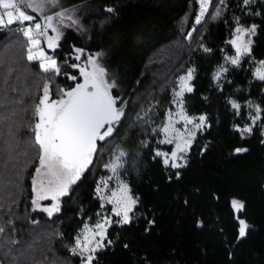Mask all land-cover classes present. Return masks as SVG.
Here are the masks:
<instances>
[{"label":"trees","instance_id":"1","mask_svg":"<svg viewBox=\"0 0 264 264\" xmlns=\"http://www.w3.org/2000/svg\"><path fill=\"white\" fill-rule=\"evenodd\" d=\"M65 8L88 36L85 43L66 29L53 53L66 88L72 84L68 76L77 74L70 59L74 49L99 53L118 23L144 9L161 10L149 18L125 89L113 91L122 96L123 116L112 135L97 142L92 163L52 216L32 203L31 178L39 165L32 126L44 85L57 94L48 83L56 74L27 59V39L17 26L0 29V264H82L72 248L82 227L100 218L96 187L117 148L126 155L116 175L137 203L129 223L114 221L108 228L93 264H264V111L251 133L237 131L251 125L255 111L249 102L264 110V82L255 74L264 62V0L247 7L242 0H212L199 25L194 24L196 0H70ZM237 18L256 31L250 53L232 65L225 57L235 56L229 40ZM132 43L130 35L122 36L123 49ZM221 66L228 71L217 81ZM189 69H195L193 90L183 95V107L188 116L206 117L205 125L184 166L165 167L156 152L170 147L159 142L160 129L173 110L176 79ZM230 100L240 104L239 113ZM233 201L243 207L236 211ZM240 219L248 225L243 237Z\"/></svg>","mask_w":264,"mask_h":264},{"label":"snow or ice","instance_id":"2","mask_svg":"<svg viewBox=\"0 0 264 264\" xmlns=\"http://www.w3.org/2000/svg\"><path fill=\"white\" fill-rule=\"evenodd\" d=\"M221 4L224 0H219ZM253 0H242L244 7L249 6ZM59 0H0V29L17 25L22 35L27 39L29 47L27 48V59L29 61L39 60L40 69L47 73L53 72L59 75L61 72L57 59L50 56L41 47L42 41L46 43L47 48L53 52L58 47V41L61 35V27L70 22L71 25H77L78 19L74 18L71 11H57L54 14L43 15L44 23L37 22V17L29 14L30 12L45 13L51 7H57ZM198 11L194 18V24L199 25L208 14L212 7V0H196ZM108 12L114 9L108 8ZM221 14L219 8L215 9L214 17ZM213 17V18H214ZM195 27L188 33L187 39L192 38V32ZM49 31L55 33V36L48 35ZM256 26L244 27L240 25L239 18L236 21V27L233 32V39L229 43L235 48V56L225 57L226 63L239 65L240 57L249 54L251 51L250 37L255 34ZM245 37H249L245 39ZM208 51V49H205ZM77 61L82 56H86V62L81 64H73L80 77L83 78L82 83L75 84L71 89H58L60 93L57 99L50 98L48 84L43 87V95L36 103L33 109L35 117L33 130V143L38 151V163L36 175H43L47 181L40 182V188L37 189V181L33 179V192L36 198L32 203L36 209L46 212L49 216L58 212L59 197L67 195L71 184L80 179L84 170L92 163L93 156L97 150V141H103L110 137L115 130L116 123L123 116V109L117 107L119 98L112 95V89L115 87L114 81L107 79V73L99 62V54L97 56L87 55L83 49H74ZM264 65V62H261ZM195 69H189L185 75L178 79L177 90L174 91V103L178 106L175 113L178 120L173 121V113L167 114V121L160 131L164 135V139L160 143L172 144L175 142V150L169 152L157 151L156 156L162 157L165 167L180 168L183 167L185 153L191 146L194 137L193 129L201 128L206 117L188 116L183 107L184 93L191 92L193 89L190 81L193 79ZM228 69L221 66L214 75L215 80H220L222 74ZM256 77L264 81V71L257 70ZM70 80L77 79L74 75H69ZM231 107L239 113L240 104L236 101H229ZM249 107H254L255 114L251 116V125L244 128H237V131L251 133L252 126L256 121L261 119V111L259 106H253L249 102ZM183 121V130L175 127V123ZM191 124L193 129H188L187 125ZM185 132L187 137H185ZM237 152L245 151L244 149H236ZM126 153L117 148L113 154V159L105 165L113 174L118 173V169L122 166V158ZM43 170V172H42ZM101 185H107L106 180H101L97 186V193L104 191ZM105 199V197H101ZM51 199L55 201L51 206L42 207L40 200ZM109 203L113 204V213L121 219L117 223L127 224L130 222L129 213L132 212L133 206L137 203L136 198L130 194L127 184L121 183L116 191H109L106 197ZM235 208H242L243 205L238 201H233ZM111 220L105 218L103 223H97L96 230L88 229L91 236L84 235L83 240L76 238L75 247L72 248L73 255H79L83 264H93L95 256L93 253L103 246L106 239V227L110 225ZM239 235L243 237L246 233L248 225L243 219L239 220ZM4 232V228L0 227V233ZM111 243V241H108Z\"/></svg>","mask_w":264,"mask_h":264},{"label":"rangeland","instance_id":"3","mask_svg":"<svg viewBox=\"0 0 264 264\" xmlns=\"http://www.w3.org/2000/svg\"><path fill=\"white\" fill-rule=\"evenodd\" d=\"M68 1H70V0H59V3H58L57 7H51L43 14H41L39 12H34V13L30 12L29 14H32V15L36 16L37 17V22H40V23L43 24L44 23L43 17H42V19H40V18H38V16L45 15L48 12H50V14H54L57 11H69L68 9L65 8V6L67 5ZM160 10H161L160 8H157L156 10H153L151 8H150V10L149 9H144L140 13H136V14L134 13L133 16H131L129 19L125 20L124 22L118 23L116 25L114 31L112 33H110L104 39V41H103V43L101 45L99 53L90 54L91 56H97V54H99L98 62H99V64L102 67L105 68L106 73H107V79L109 81H114L115 82V87L112 89V93H113V91H115L117 89L119 91H123L125 89V87L127 85V82L129 81L128 79L130 78V63H131L132 59L137 56L139 48L142 46V43L146 39L147 30L150 27V22H151V20L149 18L150 17H154L155 16L154 13H157ZM74 18H76V17L74 16ZM12 26L16 27L17 25L14 24ZM5 28H9V27H5ZM10 28H11V26H10ZM66 29H68L70 31H74L80 37H85V43L87 42V38L86 37H88V36L86 34V30H85V28L83 27V25L80 22L77 25H71L70 22H66V24L60 29L61 35H60L59 41L62 39ZM48 35L55 36V33H52L51 31H49ZM125 35H130L131 38H132V41H133L131 49H129V50L123 49L121 47V38H122V36L124 37ZM253 36L254 35H252L250 37L251 44H252ZM248 38L249 37H245V39H248ZM231 39H233V35L230 38V40ZM28 47H29V44L27 42V48ZM41 47L45 50V52H47L48 55L54 56L53 53L55 51L53 52L51 49H48L46 43H44L43 41H42ZM250 47H251V45H250ZM78 48L84 49V50L86 49V47H84V46H79ZM232 48L235 51V48L233 46H232ZM27 55H28V53H27ZM37 61H39V60H37ZM61 65L62 64L60 63L59 66H60V69H61V72H62ZM258 69L260 71H264V65H262L261 62L257 64L256 69H255V74L257 73ZM61 72H60L59 75H56V77H53L54 79H52L50 82H48L49 84H54L56 86V89H55V91L57 93L56 96L60 95V93L58 92V89L64 88L63 86H61V83H59V78L62 77ZM185 74H183V75H185ZM183 75H181V76H183ZM179 77L180 76H178V78L176 79V89L175 90H177V84H178ZM54 82H57V84H55ZM185 93H187V91ZM117 97L119 98V101H122V103L119 102L120 103V108H122L124 110V106H123L124 102H123V100L121 98L122 97L121 94L117 95ZM177 111H178V106L174 103V100H173V110L171 112V113H173V116H172L173 121H176V120L179 119V117H177L175 115V113ZM196 117L198 118L200 116H196ZM166 121H167V118H166ZM166 121H165V123H166ZM165 123H164V125H165ZM204 125H205V122H204L203 126L201 128H198V129H193V126L191 124L187 125L188 129H193V131H194V137L192 138V141L195 138V136L197 135V133L200 132L203 129ZM175 127L176 128H180V129L183 130V121H181L180 123H175ZM185 137H187V133L186 132H185ZM162 139H164L163 133H162ZM175 142H178V141H174V143H172V144L163 143V144H165V145L170 147V150L168 151L169 153L171 151L175 150ZM188 150H189V148H188ZM188 150H187V152L184 155H186L188 153ZM105 169H106L107 175L103 176L99 180L98 185L100 184L101 180H106L107 181V185L106 186L105 185H101V187L104 188V191L99 193V194L97 193V187H96V195H97V197L99 198V200L101 202L100 218L96 222V224L97 223H103L105 218L110 219L111 220V224L114 221H119L121 219L120 217H117V216L114 215V213H113V207L114 206H113V204L108 202L106 197L109 195V191H116L117 188L119 187V185L121 183H123V182L121 180H119L117 175L113 174L108 168L105 167ZM85 170H84V172H85ZM42 172H43V170H42ZM83 173L81 174V176L83 175ZM33 179H36V181H37V189L38 190L40 188V182L41 181H45V183H46V181H47V178L44 177L43 175L37 176L36 175V170H35V172H33L32 178H31L32 189H33ZM75 183L70 185L68 192L71 190L72 186ZM61 197H59V201H60ZM101 197H105V199H102ZM35 198H36V194L34 193V199ZM53 203H55V201H52L51 199L40 200L39 201V204L42 207L51 206ZM59 206H60V204H59ZM235 209H236V211H238L240 208H235ZM36 210L47 214L46 212H44V211H42L40 209H36ZM55 213H57V212H55ZM55 213H53V214H55ZM129 215H130V213H129ZM96 224H94V225L85 224L82 227V229L80 230L79 235L77 237H80L81 240H83L84 235L91 236V232H88L86 230L85 226L87 225L88 229H92V230L95 231L96 230V228H95ZM111 224L110 225H105L106 233L108 231V228L111 226ZM120 224H123V223H120ZM102 247L98 248L95 251V253H93V255L95 256L96 252L101 250ZM82 264H83V260H82Z\"/></svg>","mask_w":264,"mask_h":264},{"label":"flooded vegetation","instance_id":"4","mask_svg":"<svg viewBox=\"0 0 264 264\" xmlns=\"http://www.w3.org/2000/svg\"><path fill=\"white\" fill-rule=\"evenodd\" d=\"M67 31V30H66ZM61 44V40L58 42V46ZM84 50V49H83ZM84 52L87 54V55H90V53L87 51V50H84ZM75 52L74 53H72V54H70V59H73L74 60V64H81V65H83L85 62H86V56H82L81 57V60L80 61H77V60H75L74 59V57H75ZM76 77H77V79L75 80V81H73V80H70V83H72L70 86H68L67 88L66 87H64V88H61V89H65V90H68V89H71L72 87H74L75 86V84H77V83H80L81 81H82V77H80V75H79V72L77 71V74H76ZM112 95H113V93H112ZM114 96V95H113ZM59 96H54V95H52L51 93H50V98L51 99H57ZM117 107H120V103L118 102V104H117ZM120 121V120H119ZM119 123V122H118ZM118 123H116V125H115V127L117 126V124Z\"/></svg>","mask_w":264,"mask_h":264},{"label":"water","instance_id":"5","mask_svg":"<svg viewBox=\"0 0 264 264\" xmlns=\"http://www.w3.org/2000/svg\"><path fill=\"white\" fill-rule=\"evenodd\" d=\"M83 82V79H82V81L80 82V83H82ZM98 142V141H97Z\"/></svg>","mask_w":264,"mask_h":264},{"label":"crops","instance_id":"6","mask_svg":"<svg viewBox=\"0 0 264 264\" xmlns=\"http://www.w3.org/2000/svg\"><path fill=\"white\" fill-rule=\"evenodd\" d=\"M40 19H42V17Z\"/></svg>","mask_w":264,"mask_h":264}]
</instances>
